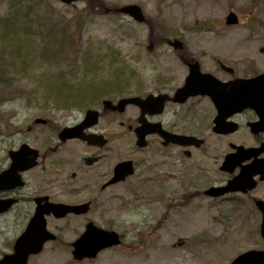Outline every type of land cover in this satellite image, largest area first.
Here are the masks:
<instances>
[{
  "label": "rangeland",
  "instance_id": "obj_1",
  "mask_svg": "<svg viewBox=\"0 0 264 264\" xmlns=\"http://www.w3.org/2000/svg\"><path fill=\"white\" fill-rule=\"evenodd\" d=\"M86 1L0 0V110L5 114L0 113V139L9 140L11 130L25 127L33 116L49 113L53 125L61 127L77 122L87 108L100 107L103 98L179 86L186 71H164L156 52L147 50L150 30L164 27L196 53L207 50L212 61L205 70L221 79L264 71V0ZM129 3L142 8L150 27L114 11ZM229 11L237 14L238 24H223ZM214 60L232 66L234 73L222 71ZM75 93L81 97L75 99ZM138 113L127 106L117 115L115 128L106 132L104 158L92 165L97 171L122 158L136 162L134 173L112 187L111 199L108 193L99 196L97 206L108 199L99 218L95 208L88 214L119 231L122 244L75 261L65 246L47 243L28 264H227L240 252L264 248L260 215L248 200L202 193L226 178L215 160L191 169L194 158L180 156L173 145L163 147L156 135L148 136L146 147L135 146L128 125H136ZM79 230L63 228L61 234L71 240ZM13 234L0 232V253L8 249L5 237Z\"/></svg>",
  "mask_w": 264,
  "mask_h": 264
},
{
  "label": "flooded vegetation",
  "instance_id": "obj_2",
  "mask_svg": "<svg viewBox=\"0 0 264 264\" xmlns=\"http://www.w3.org/2000/svg\"><path fill=\"white\" fill-rule=\"evenodd\" d=\"M175 37V35H163L159 39L158 47L149 50L150 53L156 52L157 62L163 65L164 71L185 70L187 72L188 63L193 61L198 63L201 71H205L206 65L212 61V55L207 50L196 53L185 44L182 38H180L182 48H173L170 40ZM151 43L154 46L155 43ZM214 62L218 65L221 63L220 60H214ZM171 81L166 82L165 85L168 86ZM177 87L164 88L155 93L171 95ZM239 102H246V100L192 96L183 102L166 101L163 111L158 116L148 117V120L159 121L164 129L174 134L196 138L194 142L197 145L189 147L175 145L180 156L194 158L190 165L191 169H195V165L207 159L217 162L218 170L226 178L218 183L209 184L204 189L209 186L224 185L241 169L248 170L254 165L264 164V97L251 98V101H247L250 102L248 105H228L240 104ZM96 109L99 111V120L86 132L103 135L106 142L101 147L90 145L79 138L59 140L58 132L62 126H54L49 113L39 116L43 121H35L38 116H33L29 118L31 122L25 127L12 129L9 140L0 139L2 142L0 144V175L3 177L0 183V208H2L0 209V232L18 235L36 213L38 205L86 203L88 210L84 213L71 212L63 217H55L52 214L44 216L47 228L56 233V238L52 242L65 246L70 251L71 243L77 234L70 240L68 236L61 234L63 228H80L82 231L88 222L96 223L94 218L88 217V214L95 208L99 218V209L107 204L108 199H111L109 196L116 183H108V181L113 175L116 162L105 170L102 168L96 171L92 165L104 158L102 151L109 143L106 132L115 128L118 115L113 110H103L102 107L101 110L97 107ZM128 128L131 131L133 129L131 125H128ZM22 145L26 148L13 154V157L18 160V169L9 170L11 152L17 151ZM235 153L238 154L234 156L235 165L232 170H220L219 166L224 158L228 154ZM197 154L203 157L198 159ZM92 158L93 162L87 164L86 160ZM128 159L130 158L120 160ZM132 163L135 168L134 159ZM261 175L262 173H251L249 182H254L251 188L245 186L237 191L228 192L224 196L232 199L242 197L248 200L259 213L255 203L257 200L264 201V179L260 178ZM103 193L106 197L108 193L109 198L104 204L97 206L98 198ZM66 223L68 224L65 225ZM96 225L100 226L97 223ZM104 228L112 229L110 226ZM80 230L77 231L78 234ZM14 234L5 237L6 245H12L16 237Z\"/></svg>",
  "mask_w": 264,
  "mask_h": 264
},
{
  "label": "water",
  "instance_id": "obj_3",
  "mask_svg": "<svg viewBox=\"0 0 264 264\" xmlns=\"http://www.w3.org/2000/svg\"><path fill=\"white\" fill-rule=\"evenodd\" d=\"M63 2H71L72 0H62ZM121 12L129 13L138 20L143 19L141 9L137 5H124L118 9ZM226 23H236L237 18L233 13H230L226 17ZM263 74L251 79H238L235 81L221 83L213 78L210 74H200L196 65H192L189 68V74L185 79V83L182 87L178 88L172 98L174 101H183L189 95L195 94H209L213 97L228 96V97H240V96H252L253 87L262 88L260 80H263ZM258 85V86H257ZM166 95L152 96L148 95L146 99L140 98H122L116 105H112L110 101H104L105 107L110 109H116L122 111L127 103H136L141 108V117L139 121L141 125L135 129L137 134L136 144L138 146L146 145L145 135L148 133L157 132L164 138L163 144L168 142H178V138L171 133L165 132L160 128L159 123H148L144 120V112L158 113L163 107ZM97 112L94 110H87L85 118L79 124L64 128L59 132V138L65 139L68 137H80L87 140L88 143H99V137L83 133V129L89 125L94 124L97 121ZM187 140L184 143H189L193 140V137H186ZM104 141H100L103 144ZM13 165V164H12ZM115 175L109 182H116L123 180L126 175L132 173L131 161L122 162L115 166ZM241 177L237 176L230 180L226 188L217 189L209 188L205 191L209 195H219L229 189H236L237 185L241 182ZM259 209L262 212V220L260 224V233L264 238V203L260 201L258 204ZM75 211L79 213L86 210V205L64 207L60 204H54L51 207V211L56 215L62 216L67 211ZM36 219L41 220L39 215ZM52 238L50 234L45 231L43 221L38 222L36 225H31L27 230L16 240L14 245V253L5 256L0 260V264H26L27 255L29 253H36L40 250L44 240ZM120 242L119 236L115 231H107L101 228H97L92 224H88L85 232L74 243L73 254L76 258H82L84 256L94 257L96 253L106 247L116 245ZM230 264H264V250H250L237 256Z\"/></svg>",
  "mask_w": 264,
  "mask_h": 264
},
{
  "label": "trees",
  "instance_id": "obj_4",
  "mask_svg": "<svg viewBox=\"0 0 264 264\" xmlns=\"http://www.w3.org/2000/svg\"><path fill=\"white\" fill-rule=\"evenodd\" d=\"M11 24H12L11 22H8L7 24H4V27L8 28V26L11 25ZM19 27H20V26H19ZM18 29H19V28H18ZM16 30H17V28L15 29V33H16ZM66 37H67V36H66V34H65V38H66ZM65 38H64V39H65ZM57 89H58V91H59L60 93H63V92H62V88H61L60 86H59ZM63 91H64V90H63ZM91 92H93V91H91ZM91 92H90V93H91ZM79 97H81V96H79V94L75 93V99H78Z\"/></svg>",
  "mask_w": 264,
  "mask_h": 264
}]
</instances>
